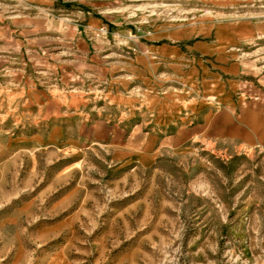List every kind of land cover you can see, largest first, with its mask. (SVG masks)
<instances>
[{"label":"rangeland","instance_id":"rangeland-1","mask_svg":"<svg viewBox=\"0 0 264 264\" xmlns=\"http://www.w3.org/2000/svg\"><path fill=\"white\" fill-rule=\"evenodd\" d=\"M89 29L121 50L123 124L149 123L178 80L134 86L124 62L181 30L236 40L246 90L264 91V0H0V264H264V148L121 157L88 131L119 113L90 91Z\"/></svg>","mask_w":264,"mask_h":264},{"label":"crops","instance_id":"crops-1","mask_svg":"<svg viewBox=\"0 0 264 264\" xmlns=\"http://www.w3.org/2000/svg\"><path fill=\"white\" fill-rule=\"evenodd\" d=\"M100 24H103L100 18H87V28H97ZM237 32L241 33L239 29ZM94 35L90 29L84 35L82 40L91 43V47L79 55L88 66L86 75L98 83L90 91L94 97L116 96L114 103L119 113L113 115L118 122H97L88 131L94 138H102L105 144L115 147L124 159L148 160L158 152L189 153L192 149L222 144L264 148V91L246 90L242 76L244 64L230 50L236 44V40L230 41V36L215 34L211 39L194 40L190 45V36L181 30L175 33L172 43L151 44L150 48L136 51L132 62H124L131 67L125 72L133 77L132 82L140 83L134 86L150 89L152 80L145 79L163 73L178 80L177 86H167L169 94L165 102L155 96L149 123L142 120L128 125L121 123L125 113L121 112V50H99L93 42ZM114 54L119 57H112ZM77 73L71 70L68 74ZM138 104L142 103H133ZM54 130L61 133L58 126ZM123 136L128 139L121 141ZM134 138L140 141L137 143Z\"/></svg>","mask_w":264,"mask_h":264}]
</instances>
